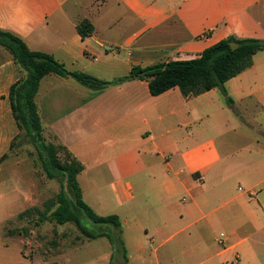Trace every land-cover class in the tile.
I'll list each match as a JSON object with an SVG mask.
<instances>
[{"label":"crops","instance_id":"crops-1","mask_svg":"<svg viewBox=\"0 0 264 264\" xmlns=\"http://www.w3.org/2000/svg\"><path fill=\"white\" fill-rule=\"evenodd\" d=\"M85 20L95 32L82 38ZM0 30L70 72L114 83L97 90L46 76L35 101L43 136L84 166V202L122 222L128 259L264 264V50L199 96L115 84L134 67L199 58L230 37L264 41V0H0ZM20 77L0 45V174L15 164L10 92ZM105 253L99 264H109Z\"/></svg>","mask_w":264,"mask_h":264},{"label":"trees","instance_id":"trees-1","mask_svg":"<svg viewBox=\"0 0 264 264\" xmlns=\"http://www.w3.org/2000/svg\"><path fill=\"white\" fill-rule=\"evenodd\" d=\"M77 29L82 38L90 37L95 32L93 24L88 20L81 22ZM231 43H237L238 48L232 49ZM0 45L12 55L21 73L20 79L11 87L10 92L13 115L19 130L21 132L24 129L30 137L47 177L66 183L65 190H62L55 200L47 202L45 210L35 206L23 211L17 218L20 221L34 218L38 226L46 222H55L60 226L75 224L88 240L102 237L108 239L112 246L109 264H116L117 257L122 259L123 264H127L129 259L122 238V222L117 215H98L84 202L77 180L84 166L74 159L64 146L46 143L35 101L40 83L46 76L74 79L97 90L114 83L99 81L82 72H70L52 55L30 50L20 37L12 33L0 30ZM261 50H264V41L230 37L207 48L199 58L157 63L146 68L134 67L130 75L119 79L115 84L139 79L148 82L152 96H159L174 88H179L184 96H199L223 86L251 68L253 57ZM89 222L95 224L98 229H89ZM30 233L27 229H8L4 236H24L27 239ZM58 246V242L53 240L52 247ZM22 254L29 258L24 252Z\"/></svg>","mask_w":264,"mask_h":264},{"label":"rangeland","instance_id":"rangeland-1","mask_svg":"<svg viewBox=\"0 0 264 264\" xmlns=\"http://www.w3.org/2000/svg\"><path fill=\"white\" fill-rule=\"evenodd\" d=\"M44 139L47 144H52L47 138ZM13 148L15 155L11 157L15 164L0 174V264H30L21 257L20 251L36 261L34 264H67L69 256L73 258L68 264H84V261L99 264L105 252L112 253L108 239L88 240L75 224L60 226L55 222H46L38 226L34 218L24 221L17 218L30 207L38 206L45 210L47 202L55 200L65 190L66 183L47 177L35 146L24 129L16 138ZM87 199L90 200L91 196ZM15 213L12 219L6 221ZM87 227L98 229L92 222ZM8 229H27L31 233L27 239L24 236L5 238L4 233ZM2 234L5 243L10 244L8 248L3 245ZM53 240L58 242L57 248L52 247ZM129 253L133 256L131 251ZM116 264H123L120 257L116 258ZM127 264H147V259L130 257Z\"/></svg>","mask_w":264,"mask_h":264},{"label":"water","instance_id":"water-1","mask_svg":"<svg viewBox=\"0 0 264 264\" xmlns=\"http://www.w3.org/2000/svg\"><path fill=\"white\" fill-rule=\"evenodd\" d=\"M230 45L232 49H236L239 46L237 43H231Z\"/></svg>","mask_w":264,"mask_h":264}]
</instances>
